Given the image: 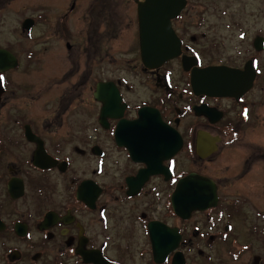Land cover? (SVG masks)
<instances>
[{
	"label": "flooded vegetation",
	"instance_id": "1",
	"mask_svg": "<svg viewBox=\"0 0 264 264\" xmlns=\"http://www.w3.org/2000/svg\"><path fill=\"white\" fill-rule=\"evenodd\" d=\"M15 1L0 0L1 12ZM131 1L136 82L120 69L78 79L81 46L69 56L73 86H61L62 68L48 71L51 56L62 65L66 15L86 0L49 22L27 17L0 43L15 59L0 54L12 66L0 70V264H264V34L235 54L197 53L178 25L186 8L172 21L180 54L146 68L145 0ZM126 4L87 8L111 16ZM99 20L89 23L86 65L112 58L124 68L109 49L100 54Z\"/></svg>",
	"mask_w": 264,
	"mask_h": 264
},
{
	"label": "rangeland",
	"instance_id": "2",
	"mask_svg": "<svg viewBox=\"0 0 264 264\" xmlns=\"http://www.w3.org/2000/svg\"><path fill=\"white\" fill-rule=\"evenodd\" d=\"M69 1L42 0L43 5L41 0L11 2L4 12H1L0 9V43L13 41V28L21 24L25 18L44 17V14H46L47 22H49L50 18V21L54 18V15L65 12V7L68 6ZM87 5L88 0L75 13L66 15L67 30L65 33L68 37L63 38L62 47L58 52L59 54L62 52V65L59 67V59L57 58L59 55L50 57V54H48V57H50L48 58L49 65L52 68L48 71L52 70L54 72L58 68H62V77L65 78L62 79L61 86H73L75 84L74 75L69 82L66 81V77L72 74L70 70H74L69 56L78 51L79 46H81L78 79L89 69L93 70V76L101 77L103 75L107 78L117 76L120 69L126 71L125 75L130 81L136 82L137 78L131 72V66L134 65L131 59L136 54L134 53L135 50H137L134 3L127 0L125 8L116 15H95L92 17L89 15ZM40 6L46 7L45 13L42 8H39ZM93 18H100L99 21H102V26L96 27L98 31H95L94 36L102 42L99 46L100 54L104 55L106 50L109 49L110 55L115 56V59L119 58L125 61L124 68L113 63L112 58L111 60L106 58L103 61L97 58L95 62L94 60H87L86 65L84 50L87 44L85 41L88 37L89 23L92 22ZM183 20L184 24L181 21L178 25L183 28L184 25H187V28H184L182 32L180 29L179 31L183 33L187 45L196 50L197 53L201 51L203 46H207L212 48L211 54H216L217 51L225 55L235 54L234 47H238L243 51L246 43L254 35L264 34V0H188V7ZM110 22L112 25L108 27L106 24ZM117 25L119 26L117 27ZM204 35H206V38L203 37ZM67 44L72 47L71 50H67ZM216 46L218 49L214 51ZM120 76L124 75L121 74Z\"/></svg>",
	"mask_w": 264,
	"mask_h": 264
},
{
	"label": "water",
	"instance_id": "3",
	"mask_svg": "<svg viewBox=\"0 0 264 264\" xmlns=\"http://www.w3.org/2000/svg\"><path fill=\"white\" fill-rule=\"evenodd\" d=\"M186 6L187 0H145L138 4L140 50L146 68H157L180 54L181 44L172 28V21ZM32 25L31 20L25 22L27 28H31ZM0 54L6 55L8 61L15 62L7 52L0 50ZM189 60L190 58L184 57L183 65L186 69H189V66H186ZM10 67L12 66H7V61L0 60V70ZM199 78V73L193 72L194 87H200Z\"/></svg>",
	"mask_w": 264,
	"mask_h": 264
},
{
	"label": "snow or ice",
	"instance_id": "4",
	"mask_svg": "<svg viewBox=\"0 0 264 264\" xmlns=\"http://www.w3.org/2000/svg\"><path fill=\"white\" fill-rule=\"evenodd\" d=\"M0 79H2V77H0Z\"/></svg>",
	"mask_w": 264,
	"mask_h": 264
}]
</instances>
